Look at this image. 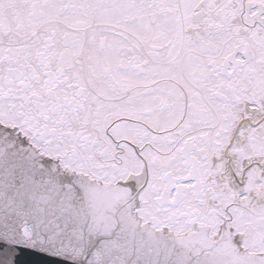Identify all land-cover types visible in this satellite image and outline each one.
Segmentation results:
<instances>
[{
    "label": "snow or ice",
    "instance_id": "obj_1",
    "mask_svg": "<svg viewBox=\"0 0 264 264\" xmlns=\"http://www.w3.org/2000/svg\"><path fill=\"white\" fill-rule=\"evenodd\" d=\"M0 264H264V0H0Z\"/></svg>",
    "mask_w": 264,
    "mask_h": 264
},
{
    "label": "water",
    "instance_id": "obj_2",
    "mask_svg": "<svg viewBox=\"0 0 264 264\" xmlns=\"http://www.w3.org/2000/svg\"><path fill=\"white\" fill-rule=\"evenodd\" d=\"M3 245H0V252L3 251ZM36 259L30 252L21 251L16 257V264H30L32 260Z\"/></svg>",
    "mask_w": 264,
    "mask_h": 264
}]
</instances>
